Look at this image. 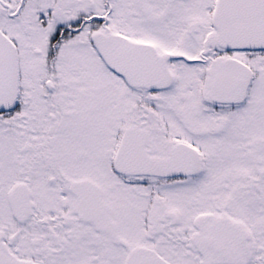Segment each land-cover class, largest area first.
Returning <instances> with one entry per match:
<instances>
[{
    "label": "snow or ice",
    "instance_id": "1",
    "mask_svg": "<svg viewBox=\"0 0 264 264\" xmlns=\"http://www.w3.org/2000/svg\"><path fill=\"white\" fill-rule=\"evenodd\" d=\"M0 264H264V0H0Z\"/></svg>",
    "mask_w": 264,
    "mask_h": 264
}]
</instances>
